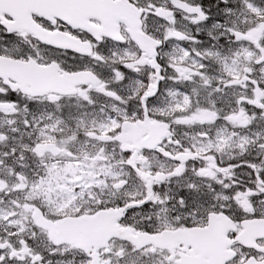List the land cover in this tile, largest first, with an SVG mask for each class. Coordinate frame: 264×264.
I'll list each match as a JSON object with an SVG mask.
<instances>
[{
	"label": "flooded vegetation",
	"instance_id": "flooded-vegetation-1",
	"mask_svg": "<svg viewBox=\"0 0 264 264\" xmlns=\"http://www.w3.org/2000/svg\"><path fill=\"white\" fill-rule=\"evenodd\" d=\"M129 1L142 9L145 17L158 8L174 11L169 16L164 14L165 21L159 29L151 31L160 42L157 47L170 49L174 57L178 48L191 49L184 56L193 67H182L174 83L156 78L147 52L129 34L117 41L44 18L47 28L73 36L50 45L38 36V31L10 32L0 20L1 55L20 60L16 52H21L37 59L40 67L55 62L66 72L92 73L75 93L51 92L31 97L19 96L20 90L4 93L7 84L0 77V101L12 104L0 108V120L19 111L26 120L31 114H42L48 129L45 138L36 143L56 146L48 148L45 156L30 165L15 167L14 172L9 170L15 182L10 178L0 180V264H97V257L110 264H206L203 255H208V264H247L228 252L218 255L217 245L231 248L229 240L217 239L213 244L207 233L170 231L194 227L218 230L226 223L227 229L243 241L242 236L252 230L250 219H264V194H249L250 187L258 189L264 182V118L257 116V108L238 107L241 99L251 95L238 75L245 73L228 71L218 62V57L234 59L235 46L247 36L256 45L253 29L244 22V13L252 7L250 1L264 13V0H206V11L217 10L206 12V31L198 32L196 23L188 21L185 32L189 35L180 38L175 30H182L174 28L169 19L180 21L183 13L174 9L172 0ZM4 17L12 20L8 15ZM92 21L100 24L96 19ZM35 41L40 43L36 48L31 46ZM209 45L222 53L213 55L206 47ZM157 65L163 68L161 62ZM52 72L58 78L63 76L56 68ZM248 73L251 76L256 72ZM198 75H212L223 85L205 92L198 87ZM42 81L49 79L44 77ZM154 84L156 96L147 100L152 109H146L143 94ZM178 85L188 86L194 100L206 102L205 115L194 112L193 101L188 105L178 103ZM197 90L206 97L196 98ZM22 99L30 100L29 105H22ZM158 105L176 107L165 114L154 111ZM244 109L250 110L252 117L233 125L231 118L241 117ZM118 115L128 126L138 127L151 119L153 128L166 130L175 156L172 165L160 157L164 150L161 142L153 141L148 147L150 143L128 129L121 133L120 128L116 134L106 136V131L97 127L101 120ZM54 121L61 125H48ZM173 124L179 125L173 130ZM255 131H259L258 145L252 144ZM86 134L97 140L96 146L87 141ZM185 135L202 144L187 149L181 141ZM117 138L132 148L137 166L131 156L117 154ZM228 155L238 158L234 169L227 167ZM247 163H253L262 175L256 176L252 171L245 174ZM197 165L203 170L192 171ZM153 170L160 172L161 179L147 174ZM233 203L235 211L231 209ZM79 217H85L83 223L73 220ZM114 226L124 228L125 237H130V229L143 234L142 245L103 238V233ZM261 245L264 248V238Z\"/></svg>",
	"mask_w": 264,
	"mask_h": 264
},
{
	"label": "bare ground",
	"instance_id": "bare-ground-1",
	"mask_svg": "<svg viewBox=\"0 0 264 264\" xmlns=\"http://www.w3.org/2000/svg\"><path fill=\"white\" fill-rule=\"evenodd\" d=\"M47 2L48 0H42ZM175 3L182 4L185 7L193 8L200 6L204 0H192L191 2H185L184 0H172ZM92 0H74V5L79 6L81 8H88L87 6L91 5ZM251 8L247 9L244 13V22L249 25L253 29V37L257 40V48L260 54V61L264 65V13L257 10L253 1H250ZM3 9L10 12L15 11L17 15L21 18L26 19V23L28 26H31L43 33H51L52 39L49 41L50 45H55L58 38L62 36V34L56 29H49L43 24L44 17L34 11L29 4L28 0H11L4 4ZM58 13L64 14V12L60 9L57 10ZM206 12H217L214 8H209ZM136 20L128 15H122L120 17L115 18L112 22L100 23L97 24L95 22H91L89 25V29L93 35L99 33H106L110 29L111 26H114L118 29V31L122 35L128 34V30L126 29L127 25H131L135 23ZM139 26H128L133 33L141 32L148 42L151 41V37L153 34L151 31L159 29L161 26V22L158 21L152 15L148 14L147 17H144L139 20ZM248 39H244L241 41V44L244 46L247 43ZM39 42L35 41L31 44L32 47H38ZM210 53L213 55H220L222 53L221 49L212 46H206ZM137 52V50H135ZM20 60L26 62L27 66L30 69H37L39 65V61L37 59L29 58L21 52H16ZM184 51L180 48L177 49V56L174 57L172 51L165 47H157L155 45H151L147 50V55L150 60L161 62L163 64L162 69H154L151 71L155 75L159 76L161 80L166 83H174L179 75V70L182 67H193L192 62L188 60L184 56ZM56 66L61 67L58 63L53 62ZM72 69L76 67L72 66ZM1 76L7 78V75L4 70L0 69ZM196 81L198 87L205 92H211L215 87L222 86L223 82L212 76V75H198L196 77ZM240 81L243 83L244 87L251 92L250 96H247L241 99L238 102V107L246 106L254 107L259 109L257 112V116L264 118V79L259 76H250V75H241ZM12 90H19L17 84L10 79L7 78V85L3 88V92L9 94ZM254 92V94L252 93ZM19 96H22L19 93ZM150 96L147 93L143 94L144 99H148ZM140 102V100H137ZM177 101L179 104L188 105L190 101L194 102V112L198 115H205L206 102L194 100L189 93V88L186 85H178L177 86ZM176 107V106H175ZM174 106H162L158 105L154 108L156 112H164L165 114H170L174 108ZM146 109H152L150 106L145 105ZM242 112V116L239 118H231V123L233 125H240L244 121V119H248L252 117L250 110H245ZM117 119L124 124L131 134L139 137L142 141L146 143H152L153 141L161 142L164 145V150L160 154V157L168 164L172 165L175 161V156L171 153L170 142L168 140V132L166 130L160 129H149L146 127H132L128 126L124 119L118 115ZM179 124H173L172 129ZM118 143L120 144V149L117 150V154L119 156H127L132 157L134 165H138L137 157L133 153L132 148L127 145V142L122 138H117ZM185 147L189 150H192L195 146H200L202 143L200 140L189 139L186 135L181 139ZM252 144H259V131H255ZM264 148V147H263ZM214 158L213 155H211ZM227 167L229 169H234L238 164V158L228 155L227 156ZM195 170H203L202 166L197 165L192 168V171ZM253 172L256 176H261L262 172L259 168L254 167L253 163H247V167L245 169V174L249 172ZM149 176L157 179H161V175L159 171H150L147 173ZM264 194V182L260 184L258 189H254L253 187L249 188V194L254 196L255 194ZM231 209L233 211L236 210V205L233 203ZM224 217V216H223ZM250 223L252 225V230L246 232L248 234L242 236L243 241L240 240L239 237L233 235L225 226L218 230H206L202 227H194L191 230L181 229V230H172L171 233H187L188 231L196 232V233H207L210 238H212L213 244H216L217 239H226L232 242V247L227 248L225 245H217V253L218 255H222L225 252H228L234 256L240 257L247 264H253L254 262H264V248L261 245V240L264 238V219H256L251 218ZM131 235L130 237H125L123 233H125L124 228L120 226L112 227L108 233H103L102 237L106 240L112 239H120L132 246H141L142 235L133 232L131 229L129 230ZM168 231L162 230V233H167ZM149 235V234H145ZM69 237V236H68ZM70 238L77 240V237L70 236ZM162 247L166 250L170 248L167 245H162ZM203 259L208 264L209 258L208 255H203ZM97 264H110L111 262H100L97 257ZM39 263V261H37ZM8 264H22L20 262L9 261ZM181 264V263H177Z\"/></svg>",
	"mask_w": 264,
	"mask_h": 264
},
{
	"label": "water",
	"instance_id": "water-1",
	"mask_svg": "<svg viewBox=\"0 0 264 264\" xmlns=\"http://www.w3.org/2000/svg\"><path fill=\"white\" fill-rule=\"evenodd\" d=\"M11 0H0V20H2V23L9 29V31L16 30L14 22H7L4 14H10V12L3 9V5L6 4ZM42 1V0H41ZM45 5H47L48 8L54 9H60V7L65 6L66 8H69V11H63L64 14L58 13L57 15L63 18L65 21H67L70 25H72L75 28H78L80 26H84L86 29H88L90 20L88 22V19L90 17H97L102 19L103 21H108L110 19V10L114 7L113 4L107 3L106 0H92L91 5L87 6L88 8L84 9L79 6L74 5V0H48L47 2H44ZM181 7L188 10L190 13H200V8H188L181 4ZM120 17L121 15L118 14ZM21 28H30L31 26H28L26 23V19L21 20ZM52 36V34H51ZM10 58H7L5 56H0V68L2 65L8 61H10ZM1 75V73H0ZM78 75H83L82 73ZM30 77V75H29ZM18 80H21V82L18 84V87L21 89V91L25 94L38 96V95H44L48 92H60V93H72L75 91V87L77 85V81L73 79L71 83L68 86H61L59 85V82L56 80H49L48 82H23L22 78L23 76H16ZM74 88V89H73ZM6 106V105H5ZM56 147L55 144L51 143H45V144H39L36 146L34 151L39 155L42 156V153L46 151L48 148H54Z\"/></svg>",
	"mask_w": 264,
	"mask_h": 264
},
{
	"label": "rangeland",
	"instance_id": "rangeland-1",
	"mask_svg": "<svg viewBox=\"0 0 264 264\" xmlns=\"http://www.w3.org/2000/svg\"><path fill=\"white\" fill-rule=\"evenodd\" d=\"M256 50H258L257 45L251 43L249 39L244 47L236 53L241 54L243 60L247 64L245 71L246 75L249 74V71L252 72L255 70L256 73H253L251 76H259L264 79V66L257 65L256 58L252 56V53L256 52ZM252 93L254 94V92ZM194 96L203 99L206 97V94L197 90ZM42 116V114L38 116L31 114L30 119L26 120L24 119L25 115L19 111L16 114L4 116L3 119L0 120V161L4 160V156L7 152H13L24 156L29 149L33 148L34 143L39 139L45 138L43 135L48 128L43 124L41 119ZM48 125L61 124L58 121H54ZM9 170L14 172V169L6 168L4 169L5 173H2L0 167V180L10 178L11 182H15L14 174Z\"/></svg>",
	"mask_w": 264,
	"mask_h": 264
},
{
	"label": "trees",
	"instance_id": "trees-1",
	"mask_svg": "<svg viewBox=\"0 0 264 264\" xmlns=\"http://www.w3.org/2000/svg\"><path fill=\"white\" fill-rule=\"evenodd\" d=\"M26 102V101H24ZM29 105V102H26ZM36 158H38L31 150L28 152V156L26 157V162L31 164ZM22 164V158L20 156H12L8 158V161H6L5 165L7 168L14 169L17 165Z\"/></svg>",
	"mask_w": 264,
	"mask_h": 264
}]
</instances>
